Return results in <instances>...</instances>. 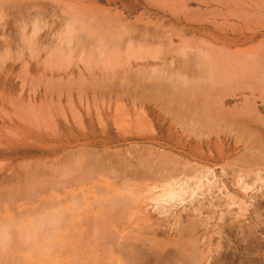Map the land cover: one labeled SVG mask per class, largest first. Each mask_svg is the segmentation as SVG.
I'll return each mask as SVG.
<instances>
[{"label": "rangeland", "instance_id": "rangeland-1", "mask_svg": "<svg viewBox=\"0 0 264 264\" xmlns=\"http://www.w3.org/2000/svg\"><path fill=\"white\" fill-rule=\"evenodd\" d=\"M0 228V264H264V0H0Z\"/></svg>", "mask_w": 264, "mask_h": 264}, {"label": "bare ground", "instance_id": "bare-ground-1", "mask_svg": "<svg viewBox=\"0 0 264 264\" xmlns=\"http://www.w3.org/2000/svg\"><path fill=\"white\" fill-rule=\"evenodd\" d=\"M202 175V174H201ZM174 180V179H173ZM177 180V179H176ZM181 180V179H180ZM195 180H196V182H195V187L196 188H193V189H191V187H190V185L188 184L189 182L188 181H184V182H179L178 180L177 181H170V183H166L167 185L164 187V190H163V192H162V195H158L157 196V194H156V196L157 197H155V196H150V197H155V198H153L151 201H153V202H155L156 204L157 203H161V202H165L166 204H168V202L169 201H172V202H185V196L186 195H188V193H190L189 191H190V189H191V195L192 196H194L195 195V191L196 190H201L202 188H205V187H207V186H212V185H214L215 186V184H217L218 183V178L210 171L208 174H203L201 177H198V178H195ZM205 180H206V182H205ZM205 183H207V184H205ZM248 185V184H247ZM159 186H157V188H158ZM213 187V186H212ZM247 187V186H246ZM248 187H249V185H248ZM156 188V186H155V189H157ZM211 188V187H210ZM241 188H243V187H241ZM160 189V188H159ZM208 189V188H207ZM212 189V188H211ZM251 189V188H250ZM161 190V189H160ZM159 190V191H160ZM205 191V190H204ZM250 191V190H249ZM153 192H155L154 191V188H153ZM85 195V194H84ZM83 195V196H84ZM129 195V194H128ZM151 195V194H150ZM126 196H127V194H126ZM128 198L126 199V200H128V199H130L131 197H130V195L129 196H127ZM125 200V199H124ZM133 200V199H132ZM132 200H130L131 202L130 203H132L133 201ZM110 202V201H109ZM119 202V201H118ZM152 202V203H153ZM230 202V201H229ZM124 203H125V201H124ZM164 203V204H165ZM170 203V202H169ZM114 204V203H113ZM123 204V203H122ZM129 204V203H128ZM169 205V204H168ZM171 206V205H170ZM114 207V206H113ZM173 207V206H172ZM129 209V208H128ZM73 210V209H72ZM75 210V209H74ZM161 210V209H160ZM51 212V211H50ZM60 213V212H59ZM62 213H65V212H62ZM62 213H60V215L59 216H51V219L50 218H48V220H49V223L52 225V227L53 228H55L56 226H58L59 224H63V225H65L64 223V221H66V219L65 218H63L62 217ZM127 213V212H126ZM53 215V214H52ZM56 215H58V214H56ZM64 215V214H63ZM67 215V214H66ZM110 217V216H109ZM65 219V220H64ZM67 219H68V217H67ZM110 221V220H109ZM147 223V222H146ZM46 226V225H45ZM63 227V226H62ZM40 228V227H39ZM46 228V227H45ZM129 229V228H128ZM55 230V229H54ZM5 233H7V232H4V234ZM29 233V232H28ZM27 233V234H28ZM37 233V232H36ZM35 234V233H34ZM32 235H33V232H32ZM34 236V235H33ZM111 236V235H110ZM8 238V240H9V237H6V235H5V238H4V241H7L6 239ZM111 243V242H110ZM0 244H4V242L3 241H0ZM114 245H116V244H114ZM113 245V246H114ZM121 246V245H120ZM136 246V245H135ZM130 247H132L131 245L129 246V248ZM138 248V247H137ZM140 248V247H139ZM165 248V247H164ZM117 249V248H116ZM119 250V249H118ZM130 250H132V249H130ZM140 250V249H139ZM138 250V251H139ZM127 251V250H126ZM141 251V250H140ZM138 252V253H140L141 254V252ZM161 251H162V248H161ZM109 252V251H108ZM111 252L112 251H110V254H111ZM113 252H115V251H113ZM131 251H129V254L131 255V253H130ZM134 252H136V251H134ZM143 252V251H142ZM180 252V251H179ZM119 253V252H118ZM118 253H116V254H118ZM154 254V253H153ZM161 254H164V251H163V253H161ZM160 254V255H161ZM115 255V254H114ZM118 255H120L121 256V253H119ZM132 255H133V253H132ZM144 255V254H143ZM142 255V256H143ZM165 255H166V252H165ZM168 255V254H167ZM180 255V254H179ZM107 256H108V254H107ZM111 256V255H110ZM119 256V257H120ZM125 256V255H124ZM128 256V255H127ZM139 256V255H138ZM147 256V255H146ZM145 256V259L147 258ZM156 256H157V254H156ZM159 256V255H158ZM195 256V255H194ZM131 256H129V257H127V258H130ZM155 257V256H154ZM161 258V260H162V256H160ZM133 257H131L130 259H132ZM141 258V257H140ZM164 258V257H163ZM175 258V257H174ZM196 258H198V257H196ZM121 258H115L114 260H113V262H112V264H126V263H124L122 260H124V259H122V260H120ZM126 259V258H125ZM137 259H138V257H137ZM156 259V258H155ZM160 259H159V261L158 262H160ZM170 258H168V261H170L171 262V259L169 260ZM184 259V258H183ZM108 260H109V258H108ZM111 260V259H110ZM136 262H140L141 261V259L139 260H136V259H134ZM142 260L144 261L143 263H145V261H148V260H144V258L142 257ZM156 260H158V257H157V259ZM175 261H176V259H174ZM173 260V261H174ZM194 261V259H192L191 258V260H189L190 262H193ZM205 260V259H204ZM203 260V261H204ZM133 261V260H132ZM150 262L152 261V258H151V260H149ZM155 261V260H154ZM167 260H165V262H166ZM173 261L171 262L172 264H173ZM102 262V261H101ZM107 262V261H106ZM142 262V261H141ZM170 262H169V264H170ZM181 263H183L182 261H180ZM187 262V261H186ZM195 262H197V261H195ZM142 263V264H143ZM147 263V262H146ZM162 263V262H161ZM175 263V262H174ZM206 263V262H205ZM213 263V262H212ZM217 263H219V261H217ZM148 264V263H147ZM150 264V263H149ZM164 264V263H163ZM186 264V263H185ZM193 264H194V262H193ZM197 264V263H196Z\"/></svg>", "mask_w": 264, "mask_h": 264}, {"label": "clouds", "instance_id": "clouds-1", "mask_svg": "<svg viewBox=\"0 0 264 264\" xmlns=\"http://www.w3.org/2000/svg\"><path fill=\"white\" fill-rule=\"evenodd\" d=\"M5 238V234L2 228H0V241H3V239Z\"/></svg>", "mask_w": 264, "mask_h": 264}]
</instances>
